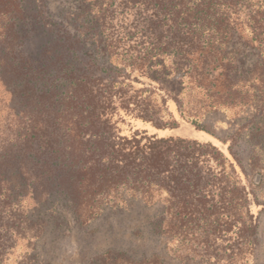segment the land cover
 Returning <instances> with one entry per match:
<instances>
[{"label":"trees","instance_id":"obj_1","mask_svg":"<svg viewBox=\"0 0 264 264\" xmlns=\"http://www.w3.org/2000/svg\"><path fill=\"white\" fill-rule=\"evenodd\" d=\"M78 1L79 10L65 15L72 31L49 18L44 0H0V84L8 110L0 176L9 196L17 189L35 212L59 214L62 205L83 222L132 201L161 203L171 224L162 217L156 233L174 230L180 238L185 228L207 264L224 255L235 264L238 249L255 241L252 193L209 129L174 133L179 122L167 102L182 104L161 79L180 69L193 87L217 91L208 96L213 108L251 104L255 95H239L231 76L228 46L244 40L264 61V0ZM197 116L181 110L193 124ZM132 262L163 264L156 254Z\"/></svg>","mask_w":264,"mask_h":264},{"label":"rangeland","instance_id":"obj_2","mask_svg":"<svg viewBox=\"0 0 264 264\" xmlns=\"http://www.w3.org/2000/svg\"><path fill=\"white\" fill-rule=\"evenodd\" d=\"M44 4L54 23L67 21V12L79 10L78 0H44ZM66 26L74 30L69 22ZM33 27L37 35H42L41 30ZM31 47L36 49L35 39L31 40ZM228 50L234 56L235 69L231 76L242 89L239 95L248 89L255 95L249 105L228 102L211 107L208 96L216 98L217 91L193 87L180 69L161 81L164 90L176 94L182 104L179 106L172 99L167 102L168 111L179 122L174 133L190 135L197 126L209 129L224 142L218 147L232 163L240 184L252 193L250 209L256 227L255 241L250 249L248 245L238 249L235 264H264V83L261 82L264 61L258 49L244 40H235ZM255 66L261 69L251 75ZM181 110L186 117L197 114L196 124L183 119ZM7 119V96L0 84V156L7 139ZM17 192L15 189L11 198L4 177L0 176V264H136L132 261L154 254L163 264H207L201 245L191 240L192 234L185 228L180 238L174 230L164 235L153 230L154 223L162 217L171 224V215L164 214L161 203L147 206L132 201L123 210L107 209L97 219L83 222L62 205L59 214H39L33 203L22 200ZM240 214L241 223L249 221L245 208L240 209ZM218 243L225 246L221 240ZM227 256L219 264H233Z\"/></svg>","mask_w":264,"mask_h":264},{"label":"crops","instance_id":"obj_3","mask_svg":"<svg viewBox=\"0 0 264 264\" xmlns=\"http://www.w3.org/2000/svg\"><path fill=\"white\" fill-rule=\"evenodd\" d=\"M197 136L201 139H215L214 136H211L210 134L207 133H197Z\"/></svg>","mask_w":264,"mask_h":264}]
</instances>
